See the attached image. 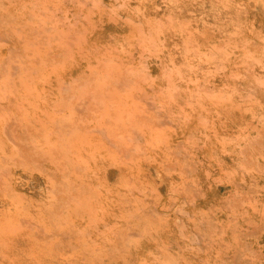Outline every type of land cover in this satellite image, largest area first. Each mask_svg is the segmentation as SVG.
I'll use <instances>...</instances> for the list:
<instances>
[{
	"label": "rangeland",
	"instance_id": "374dc122",
	"mask_svg": "<svg viewBox=\"0 0 264 264\" xmlns=\"http://www.w3.org/2000/svg\"><path fill=\"white\" fill-rule=\"evenodd\" d=\"M0 264H264V0H0Z\"/></svg>",
	"mask_w": 264,
	"mask_h": 264
}]
</instances>
